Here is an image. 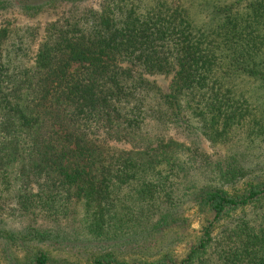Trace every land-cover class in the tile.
Wrapping results in <instances>:
<instances>
[{"label": "trees", "instance_id": "trees-1", "mask_svg": "<svg viewBox=\"0 0 264 264\" xmlns=\"http://www.w3.org/2000/svg\"><path fill=\"white\" fill-rule=\"evenodd\" d=\"M9 15L50 21L0 25V202L23 223L0 263L264 264V0Z\"/></svg>", "mask_w": 264, "mask_h": 264}, {"label": "rangeland", "instance_id": "rangeland-1", "mask_svg": "<svg viewBox=\"0 0 264 264\" xmlns=\"http://www.w3.org/2000/svg\"><path fill=\"white\" fill-rule=\"evenodd\" d=\"M48 21L50 20L48 19L47 16L39 17L38 19H35V20H29L19 15H9L7 17L0 19V25H11V26H16V27L26 26V25H38V26L44 27ZM42 36H43V33L41 37ZM41 37L39 41H41ZM37 46L35 50L37 49ZM27 65L30 66L29 63ZM151 79L159 83L163 91H167L171 83V78H167L164 76H156ZM256 110L258 112L259 109L256 107ZM201 141H203L204 148L207 151H209V153L215 156H217L218 153L221 154V153H225L226 151V147H213V146L211 147L210 144L207 143L205 140H201ZM196 213H197L196 210L190 211L188 213V216L194 219L193 228L199 229V222L196 217ZM22 227H23L22 216H21L20 211L18 210L17 204L13 202V203H8L6 205H3L0 202V230L3 231V228H4V231H8V232L9 231H20ZM3 243H4V240L1 239L0 237V251H1V248L3 247ZM186 249H187V246L182 244L178 247L177 252L178 254L183 255ZM1 263L4 264V261H2Z\"/></svg>", "mask_w": 264, "mask_h": 264}]
</instances>
